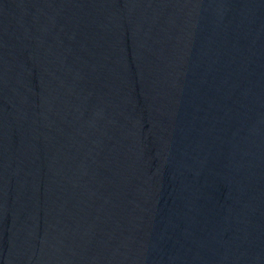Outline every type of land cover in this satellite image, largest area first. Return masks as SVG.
I'll return each mask as SVG.
<instances>
[{
    "label": "water",
    "instance_id": "95a60500",
    "mask_svg": "<svg viewBox=\"0 0 264 264\" xmlns=\"http://www.w3.org/2000/svg\"><path fill=\"white\" fill-rule=\"evenodd\" d=\"M0 264H264V0H0Z\"/></svg>",
    "mask_w": 264,
    "mask_h": 264
}]
</instances>
